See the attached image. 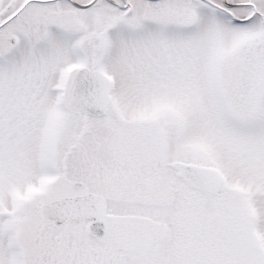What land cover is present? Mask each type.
Listing matches in <instances>:
<instances>
[{"label":"snow or ice","instance_id":"6c2138e0","mask_svg":"<svg viewBox=\"0 0 264 264\" xmlns=\"http://www.w3.org/2000/svg\"><path fill=\"white\" fill-rule=\"evenodd\" d=\"M0 264H264V0H0Z\"/></svg>","mask_w":264,"mask_h":264}]
</instances>
